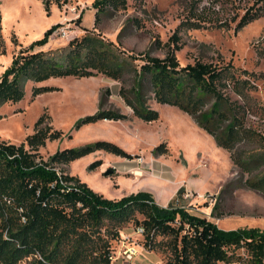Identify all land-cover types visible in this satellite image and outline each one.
<instances>
[{
	"label": "rangeland",
	"instance_id": "1",
	"mask_svg": "<svg viewBox=\"0 0 264 264\" xmlns=\"http://www.w3.org/2000/svg\"><path fill=\"white\" fill-rule=\"evenodd\" d=\"M94 2L62 0L59 5L51 0L47 9L45 0H0V76L21 48L33 45L57 23L60 28L46 42L35 44L36 49L65 45L86 33L113 41L120 50L137 57L144 53L164 57L171 47L179 45L176 55L181 65L198 58L218 62L222 57L233 62L235 73L249 80L245 99L231 92L242 106L240 118L264 136V16L235 30L253 0H128L125 8L103 14L99 23H95ZM197 14L231 26L200 25L195 22ZM41 85L58 89L33 95L32 88ZM137 87L133 70L121 80L100 73L29 81L23 99L0 106V141H25L34 132L38 118L47 112L51 124L64 135L40 147L44 159L59 149L78 148L99 139L114 142L126 152L119 155L99 149L58 166V170L79 176L94 191L118 199L150 191L157 202H166L164 206L176 199L175 206L206 217L222 229L264 230V191L247 183L264 174V164L251 171L241 169L231 151L221 147L192 116L175 105L157 102L147 82L141 89L142 103L145 108L158 110L160 117L150 122L139 118L121 95L123 88L135 99ZM102 110L118 111L126 118L102 119L76 128L80 119ZM257 147L260 141L252 134L243 136L233 152L239 155ZM91 164L94 167L90 168ZM137 218L142 220L143 216L137 213ZM106 223L100 234L111 246L118 249L126 236L142 245L133 264H164L172 255L169 236L157 235L150 245L135 233L134 221L119 226ZM117 230L119 238L112 239ZM233 252V261L218 264H249L244 248Z\"/></svg>",
	"mask_w": 264,
	"mask_h": 264
},
{
	"label": "trees",
	"instance_id": "2",
	"mask_svg": "<svg viewBox=\"0 0 264 264\" xmlns=\"http://www.w3.org/2000/svg\"><path fill=\"white\" fill-rule=\"evenodd\" d=\"M59 5L62 0H55ZM47 9L51 0H45ZM128 0H95V23L110 10L127 6ZM264 16V0H253L236 23L239 31ZM195 17V16H194ZM200 25L229 28L228 22L214 21L197 14ZM206 23V24H205ZM61 24L51 26L44 37L33 45L21 48L11 65L0 76V106L24 98L29 81L42 82L57 77H90L104 74L121 80L132 70L137 75L136 98L121 89V95L135 115L144 121L158 120L156 109L145 108L141 89L149 83L157 102L179 107L188 113L218 144L231 151L241 169L251 171L264 164V136L245 125L240 118L241 104L231 92L245 99L249 80L235 73L232 61L222 57L218 62L201 58L181 65L171 47L164 57L149 53L133 56L120 50L113 41L86 33L65 45L36 49L46 42ZM58 89L41 85L32 88L38 95ZM1 118V114H0ZM126 118L114 110L88 115L76 124L102 119ZM254 134L260 147L237 155L233 149L243 136ZM64 131L51 124V115L42 114L34 132L16 144L0 141V264H116L110 255L117 248L100 231L106 223L119 226L134 221L145 228L146 244L157 235L169 236L172 255L164 264H218L235 259L234 250L244 248L249 264H264V230L243 227L225 230L216 223L175 206L171 200L160 205L149 191H138L121 198H108L94 191L77 175L65 173L58 166L68 164L96 150L119 155L126 152L114 142L99 139L81 147L57 150L48 159L40 154L47 141L62 138ZM158 148V147H157ZM91 164L89 167H94ZM248 185L264 191V174ZM137 213L143 216L140 220ZM112 239L119 238V231Z\"/></svg>",
	"mask_w": 264,
	"mask_h": 264
},
{
	"label": "built area",
	"instance_id": "3",
	"mask_svg": "<svg viewBox=\"0 0 264 264\" xmlns=\"http://www.w3.org/2000/svg\"><path fill=\"white\" fill-rule=\"evenodd\" d=\"M60 31L63 33V35L67 34L65 28H61ZM135 233L139 236L145 237V228L143 226H137ZM129 238L130 236L122 238L119 248L111 253L110 258L115 263L133 264V261L140 254L143 248L142 245L138 241H134Z\"/></svg>",
	"mask_w": 264,
	"mask_h": 264
},
{
	"label": "crops",
	"instance_id": "4",
	"mask_svg": "<svg viewBox=\"0 0 264 264\" xmlns=\"http://www.w3.org/2000/svg\"><path fill=\"white\" fill-rule=\"evenodd\" d=\"M150 192V191H149ZM160 205H166V202L164 201H161V202H158Z\"/></svg>",
	"mask_w": 264,
	"mask_h": 264
},
{
	"label": "water",
	"instance_id": "5",
	"mask_svg": "<svg viewBox=\"0 0 264 264\" xmlns=\"http://www.w3.org/2000/svg\"><path fill=\"white\" fill-rule=\"evenodd\" d=\"M112 170H109L107 173H110Z\"/></svg>",
	"mask_w": 264,
	"mask_h": 264
}]
</instances>
